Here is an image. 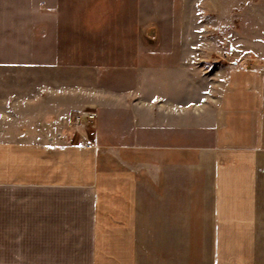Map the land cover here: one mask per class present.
I'll return each mask as SVG.
<instances>
[{"label":"crops","instance_id":"crops-1","mask_svg":"<svg viewBox=\"0 0 264 264\" xmlns=\"http://www.w3.org/2000/svg\"><path fill=\"white\" fill-rule=\"evenodd\" d=\"M16 1L21 12L0 13V30L62 20L44 9L53 0ZM68 26L61 36L76 35ZM64 49L54 51L62 68ZM126 95L93 89L100 110L83 128L64 121L24 137L0 127V264H264V69L236 82V111L209 145L181 136L178 117L137 108L131 123L111 108Z\"/></svg>","mask_w":264,"mask_h":264},{"label":"rangeland","instance_id":"rangeland-1","mask_svg":"<svg viewBox=\"0 0 264 264\" xmlns=\"http://www.w3.org/2000/svg\"><path fill=\"white\" fill-rule=\"evenodd\" d=\"M72 1L44 7L62 20L31 30L19 20L20 29L0 30V127L8 126V136L51 135L64 121L74 126L75 115L100 110L88 98L99 88L127 94L111 106L127 118L137 108L178 117L181 136L209 145L236 111V82L264 69V0H100L89 9ZM20 7L0 0V13ZM82 8L86 20L70 28ZM65 26L76 35L61 36ZM60 47L64 68L54 60ZM61 88L67 95L59 99Z\"/></svg>","mask_w":264,"mask_h":264},{"label":"built area","instance_id":"built-area-1","mask_svg":"<svg viewBox=\"0 0 264 264\" xmlns=\"http://www.w3.org/2000/svg\"><path fill=\"white\" fill-rule=\"evenodd\" d=\"M95 120V115L92 113H80L74 116L73 123L75 127H83L85 123H92Z\"/></svg>","mask_w":264,"mask_h":264}]
</instances>
